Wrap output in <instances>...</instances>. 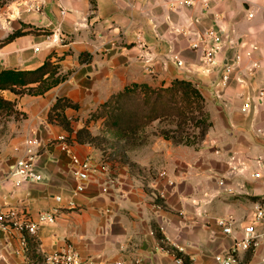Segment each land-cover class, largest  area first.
<instances>
[{
    "label": "crops",
    "instance_id": "0c3cea01",
    "mask_svg": "<svg viewBox=\"0 0 264 264\" xmlns=\"http://www.w3.org/2000/svg\"><path fill=\"white\" fill-rule=\"evenodd\" d=\"M185 1L0 4V72L32 70L50 58L63 77L45 93L1 91L20 115L2 124L0 205L34 219L56 205L60 212L28 237L26 250L18 251L19 231H1L0 264H41L39 256L68 244L91 264H180L177 253L182 264H219L215 255L244 237L255 206L264 204V0ZM207 46H217L210 70L201 48ZM226 66L232 72L223 84ZM175 78L195 82L207 100L212 126L198 146L157 135L139 148L138 173L107 148L77 140L83 127L101 133L104 119L91 115L114 93L133 82L166 86ZM61 98L77 104L60 109L71 130L49 117ZM75 155L89 158L87 178ZM27 156L42 179L17 185L11 169ZM222 218L231 220V234ZM239 256L259 262L264 245Z\"/></svg>",
    "mask_w": 264,
    "mask_h": 264
},
{
    "label": "trees",
    "instance_id": "16d2710c",
    "mask_svg": "<svg viewBox=\"0 0 264 264\" xmlns=\"http://www.w3.org/2000/svg\"><path fill=\"white\" fill-rule=\"evenodd\" d=\"M33 31L40 32L41 30ZM42 32L51 33L48 30H42ZM21 33L24 31H16L9 39ZM62 80L63 77L59 74V63L50 58L32 70L5 69L1 71L0 118H7L13 114L20 115L15 102L4 97L1 93L2 90L10 89L17 93L40 94L45 93ZM67 106L75 107L77 104L68 98H61L53 105L49 117L51 120L57 119L71 130L69 121L60 112V109ZM162 116L176 122V130H166L161 134L165 138L172 139L176 144L198 146L212 126L205 96L197 84L187 78H175L166 86H152L147 82H133L123 90L111 95L91 115L92 118H103L105 128L126 141L137 133H139L140 138L146 126ZM171 131L174 134H171ZM100 139V135H93L86 127L78 131L77 140L79 142L86 141L102 146ZM147 141L150 140L146 139L143 142ZM29 236L26 235L27 243ZM177 256L181 257L179 253ZM42 259L39 256L38 260L44 261Z\"/></svg>",
    "mask_w": 264,
    "mask_h": 264
},
{
    "label": "built area",
    "instance_id": "2783aa9c",
    "mask_svg": "<svg viewBox=\"0 0 264 264\" xmlns=\"http://www.w3.org/2000/svg\"><path fill=\"white\" fill-rule=\"evenodd\" d=\"M187 5L193 3L192 0H186L184 2ZM40 9V6L37 7ZM253 15V14H250ZM210 35H215L216 41L220 39L214 31L209 32ZM195 48H199L198 43H194ZM204 53V61L207 65V70L216 63V53L217 46L212 47H201ZM175 61L182 65L184 61L178 57ZM232 68L226 66L222 74V83L227 84L230 80ZM264 91H261L259 96L262 97ZM32 143V140H30ZM73 164L78 165V173L80 176L87 178L88 170L90 169L89 158H80L78 156H73ZM258 175V174H256ZM11 176L13 177L15 183L18 185L24 180H41L42 176L34 168L33 157H22L14 164L11 169ZM79 189H83V186H79ZM56 200L61 202L64 198L62 195L55 196ZM60 212V205L53 206L48 210L41 211L37 218H31L27 216L23 210L19 207L11 206L9 204L0 205V232L7 231L12 233L13 230L19 231L21 233V243L22 247L18 250H26L28 247L26 235L35 236L38 229L42 224H53L56 221V217ZM253 221L244 227V237L241 239L235 238V241L225 253H219L215 255V259L219 264H264V257L261 258L259 262H252L241 258L239 256L240 250L255 249L259 245H264V204L257 203L253 212ZM218 223L223 227V231L227 234L232 233V222L229 219H219ZM177 262L182 264L183 258L177 257ZM43 264H91L89 260L82 258L79 252L75 249L72 244L64 250H59L47 254L44 258ZM106 264H124L123 261L109 262Z\"/></svg>",
    "mask_w": 264,
    "mask_h": 264
},
{
    "label": "rangeland",
    "instance_id": "374dc122",
    "mask_svg": "<svg viewBox=\"0 0 264 264\" xmlns=\"http://www.w3.org/2000/svg\"><path fill=\"white\" fill-rule=\"evenodd\" d=\"M16 1L20 2L21 0ZM3 2H6V0H0V4ZM5 121L6 118H0V137L3 130L2 124H4ZM176 129L177 125L175 121H172L166 116H162L161 118H158L148 124L144 131L141 133L140 138L139 133H137L136 135L129 137L128 141H126L125 139H121L117 137L116 134H114L112 131L105 128L104 123L99 135L101 138L100 142L102 147L107 148L106 151L109 152L111 158L122 159L126 161L129 160L130 163H134L133 168L135 166L138 168L139 173V165L137 166V164H139V151L142 148L143 141L146 139L152 140L155 136L161 135L163 131ZM171 134H174V132L171 131Z\"/></svg>",
    "mask_w": 264,
    "mask_h": 264
}]
</instances>
